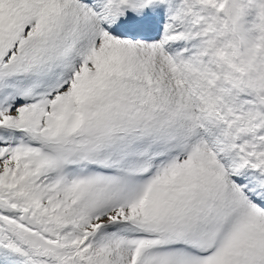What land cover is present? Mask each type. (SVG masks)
Here are the masks:
<instances>
[{"label": "snow or ice", "instance_id": "6c2138e0", "mask_svg": "<svg viewBox=\"0 0 264 264\" xmlns=\"http://www.w3.org/2000/svg\"><path fill=\"white\" fill-rule=\"evenodd\" d=\"M0 264H264V0H0Z\"/></svg>", "mask_w": 264, "mask_h": 264}]
</instances>
